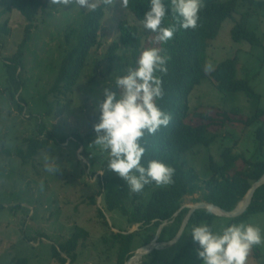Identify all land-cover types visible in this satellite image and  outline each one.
Wrapping results in <instances>:
<instances>
[{"label": "rangeland", "instance_id": "rangeland-1", "mask_svg": "<svg viewBox=\"0 0 264 264\" xmlns=\"http://www.w3.org/2000/svg\"><path fill=\"white\" fill-rule=\"evenodd\" d=\"M44 1L48 8L38 15L35 29L24 48V88L21 94L25 102H20L24 107L21 112L18 103L6 91L5 59L19 48L27 24L11 7L12 0H0V26L6 24L7 32L0 38V264H20L21 261L26 264H60L53 258L52 247L58 248L67 242L77 229L87 231L88 238L80 241L74 264H117L119 245L113 242L111 233H132L139 231L140 225L129 224L135 209L131 201L125 204L131 214L129 217L118 211H104L108 228L99 217L98 209H104V194L118 188L113 179L122 178L107 169L108 153L91 147L96 139L94 126L99 123L97 104L103 99L101 90L109 86L114 88L115 78L125 75L126 69L133 64L131 53L120 44L121 27L138 29L143 51L158 48L159 45L154 43L156 34L144 30L142 21L123 8L119 0L111 6L101 3L100 6L104 5L101 46L92 50L71 94L50 93L61 62L76 43L74 30L78 29L87 12L63 9L51 5L50 0ZM246 12L251 15L248 29L260 39L261 47L247 42L234 43L231 38L232 28ZM114 43L119 44V49L110 57ZM234 57L238 59L234 79L248 80L260 99L222 91L211 79L210 74L220 63ZM206 66L209 67L205 71L206 79L189 97L191 110L212 105L227 111L239 109L245 118L264 110V9L250 8L244 0H237L233 19L223 24L219 36L207 50ZM39 123L45 126L43 135L38 132ZM261 126L245 129L236 125L222 131L210 130L215 138L214 144L183 159L202 181L210 177L209 157L218 162L225 148L233 149L234 154L252 162L264 161V148L260 150L256 138V131ZM35 137L48 140V146L28 163H23L19 151L25 152L26 140ZM61 138L66 140L60 142ZM53 158L61 168L57 174L45 169L46 162ZM169 186H156L148 191L143 203L149 201L154 191ZM100 191L103 192L99 194ZM198 201L203 203V192L186 197L183 207L201 204L196 203ZM229 221L225 217L217 219L215 233L222 232ZM247 223L260 227L264 234V213L251 216ZM154 240L148 232L137 236L133 253L150 248ZM186 241L193 242L191 232L178 244L159 243L156 254L144 256L138 264H203L197 250L182 255ZM144 243L149 245L142 247ZM256 250L264 255V245L254 246L246 264H264L263 257H256ZM67 264L72 263L68 261Z\"/></svg>", "mask_w": 264, "mask_h": 264}, {"label": "trees", "instance_id": "trees-1", "mask_svg": "<svg viewBox=\"0 0 264 264\" xmlns=\"http://www.w3.org/2000/svg\"><path fill=\"white\" fill-rule=\"evenodd\" d=\"M250 8L264 9V0H244ZM168 7L163 25L170 27L175 24L171 12V0H164ZM11 7L18 11L26 20L25 35L17 51L5 59L7 86L6 90L11 99L18 103V109L23 112L21 103L25 100L22 96L24 88L23 65L24 48L30 40L38 15L48 8L44 0H12ZM132 15L142 21L145 13L150 10V0H130L128 7ZM11 10V8H10ZM237 12V0H203V7L199 13V21L196 29L184 30L178 27L174 37L167 43L154 41L162 49V55L168 57L166 75L163 77L164 98L159 100L158 106L172 117L167 127H161L153 135H146L142 145L146 147V154L142 157L143 166L147 167L150 160H159L170 165L174 170L173 183L167 189H159L153 192L147 203H143L145 194L153 190L156 184L153 182L146 185L139 194L132 193L126 181L113 179L118 188L104 194V209H98V214L104 220V225L109 224L105 220L106 212H120L129 217L125 204L131 201L135 209L129 220L131 226L140 225L139 231L132 233H111L114 243L119 245L117 251V264H126L134 255L136 237L147 233L154 240L159 229L165 224L158 238V243L175 241L180 228L190 210L183 207L186 197L194 196L203 192V203L215 205L228 212H233L244 200L252 186L264 176V161L252 162L242 155H236L231 148H225L217 162L212 156L209 157L210 177L202 181L199 174L192 168H188L184 157L198 149H208L215 141L210 130L222 131L228 127L242 126L245 129L255 125H262L256 131L259 148H264V110H258L251 117H243L239 109L231 111L221 110L209 105L204 108L191 110L189 97L195 88L200 86L206 79L205 72L207 50L211 43L219 36L223 24L233 19ZM104 18V5L95 11H89L85 15L77 30H74L76 43L61 62V66L50 93L59 95L71 94L77 86L81 75L86 67L87 60L94 48L101 46L100 35L103 32L102 20ZM250 13L242 14L239 22L232 28L231 38L234 43L247 42L252 46H262L257 35L248 29ZM6 32V24L0 26L1 35ZM142 38L136 27H121L120 44L129 51L133 58L131 67H136L142 50ZM1 49V47H0ZM119 49V44L114 43L109 56L113 57ZM237 57L228 59L218 65L210 74V77L218 85L219 89L231 93H243L249 99H260L248 80H235L234 74L237 66ZM126 75V74H125ZM115 88V86H114ZM18 97V98H17ZM21 102V103H20ZM51 107V105H50ZM38 132L43 135L45 126L38 124ZM75 137L81 141L77 135ZM53 140L54 137H51ZM66 139H59L64 142ZM26 151H19V157L23 163H28L35 158L41 150L48 146V140L30 138L26 140ZM241 165V167H239ZM243 166V167H242ZM103 187V184L101 183ZM100 191L99 194H101ZM196 203H201L200 201ZM2 207H0V210ZM264 213V185L254 193L249 209L240 217L229 219L227 225L246 223L251 216ZM220 217L207 210H197L188 222L182 238L191 232L194 226L207 224L217 231L215 221ZM88 233L83 229H77L75 234L67 242L60 246L52 247L53 258L60 264H72L76 261V253L82 239H87ZM177 243V244H178ZM149 244L144 243V246ZM137 249V248H136ZM199 249L198 243L186 241L183 245L182 255ZM153 251L150 255L156 254ZM256 257H263L257 250ZM149 255V256H150ZM144 262V260H143ZM26 264V261L19 262ZM144 264V263H142Z\"/></svg>", "mask_w": 264, "mask_h": 264}, {"label": "clouds", "instance_id": "clouds-1", "mask_svg": "<svg viewBox=\"0 0 264 264\" xmlns=\"http://www.w3.org/2000/svg\"><path fill=\"white\" fill-rule=\"evenodd\" d=\"M117 0H50L51 5L66 9L95 11L101 3L111 6ZM130 0H119L127 8ZM203 0H171V12L175 24L164 27L168 14L164 0H150V10L142 20L144 30H151L158 42L167 43L179 28L196 29ZM168 57L162 49L149 48L136 61V67H128L126 75L115 78V88L104 87L103 99L97 104L99 123L94 126L96 139L91 147L108 153L107 169L124 179L132 193L139 194L153 182L157 187L172 184L175 170L159 160L142 164L146 147L142 140L155 135L161 127H167L172 119L164 112L158 101L164 98L163 77L166 75ZM209 67H205L207 72ZM46 171H61L55 158L46 162ZM102 175V174H101ZM194 243H198V257L203 264H246L254 246L264 245L260 227L250 223L232 224L215 233L207 224L194 226L191 230Z\"/></svg>", "mask_w": 264, "mask_h": 264}, {"label": "water", "instance_id": "water-1", "mask_svg": "<svg viewBox=\"0 0 264 264\" xmlns=\"http://www.w3.org/2000/svg\"><path fill=\"white\" fill-rule=\"evenodd\" d=\"M262 185H264V176H263V177H262L257 183H255V184L252 186V188L250 189V191L247 193L246 197L244 198L242 204L239 205V206L236 208V210L233 211V212H228V211H226V210H224V209H221V208H219V207H217V206H215V205L208 204V203H201V204H196V205H189L187 208L190 210V212H189V214L187 215V217L185 218V220H184V222H183V224H182V226H181V228H180V231H179V233H178V235H177L175 241L169 242V243H167V244H169V245H174V244H176V243L181 239V237H182V235H183V233H184V231H185V229H186V227H187V225H188V222H189V220H190L192 214H193L194 212H196L197 210H207V211H210L211 213H213L212 210H210V207H211V208H213V209H216V210L220 211V212L223 214V215H221V216H218L217 214L213 213L214 215H216V216H218V217H225V218H229V219H234V218H237V217L242 216V215L245 214L246 211L249 209V207H250V205H251V202H252V200H253L254 193H255L256 190H257L259 187H261ZM164 226H165V224L162 225L161 228L159 229L158 234H157V236H156V238H155V240H154L152 246H151L149 249L147 248L148 250H147L145 253H141V252H139V250H138V251L134 254V256L132 257V259H134V258H138V259L140 258V259H141V258H143L144 256L149 255V254H151L153 251H155V250L158 249L157 247H155L154 244L159 245V243H158V238H159L160 233H161V230L163 229ZM145 248H146V247H145ZM142 249H144V248H142ZM132 259H131V260H132ZM131 260H129L126 264H129V262H130Z\"/></svg>", "mask_w": 264, "mask_h": 264}, {"label": "bare ground", "instance_id": "bare-ground-1", "mask_svg": "<svg viewBox=\"0 0 264 264\" xmlns=\"http://www.w3.org/2000/svg\"><path fill=\"white\" fill-rule=\"evenodd\" d=\"M242 204V203H241ZM240 204V205H241ZM210 210H212V212L213 213H215V214H217L218 216H221V215H223L220 211H218V210H216V209H213V208H211L210 207ZM155 245V247H159V245H156V244H154ZM149 249V248H148ZM147 248H144V249H141V250H139V252H141V253H145L147 250H148ZM139 260H140V258L138 259V258H134V259H132L130 262H129V264H138V262H139ZM140 263V262H139Z\"/></svg>", "mask_w": 264, "mask_h": 264}]
</instances>
